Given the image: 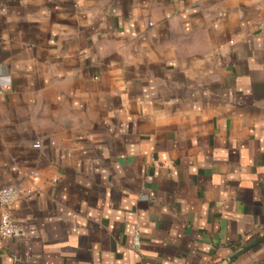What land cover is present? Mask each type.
I'll use <instances>...</instances> for the list:
<instances>
[{
    "label": "crops",
    "instance_id": "obj_1",
    "mask_svg": "<svg viewBox=\"0 0 264 264\" xmlns=\"http://www.w3.org/2000/svg\"><path fill=\"white\" fill-rule=\"evenodd\" d=\"M5 186L0 264H264V0H0Z\"/></svg>",
    "mask_w": 264,
    "mask_h": 264
},
{
    "label": "built area",
    "instance_id": "obj_2",
    "mask_svg": "<svg viewBox=\"0 0 264 264\" xmlns=\"http://www.w3.org/2000/svg\"><path fill=\"white\" fill-rule=\"evenodd\" d=\"M33 148L39 149L40 143L34 142ZM35 176V174H32ZM20 191L14 186H5L0 189V239H18L23 234V229L12 217V206L20 198ZM139 246L138 232H134L132 247Z\"/></svg>",
    "mask_w": 264,
    "mask_h": 264
},
{
    "label": "water",
    "instance_id": "obj_3",
    "mask_svg": "<svg viewBox=\"0 0 264 264\" xmlns=\"http://www.w3.org/2000/svg\"><path fill=\"white\" fill-rule=\"evenodd\" d=\"M263 241H264V237L261 238V239H259V240H257V241H255V242H253V243H251V244L248 245L247 247L243 248V250H242L241 252H244V251L250 249L251 247H253V246H255V245H257L258 243L263 242Z\"/></svg>",
    "mask_w": 264,
    "mask_h": 264
}]
</instances>
